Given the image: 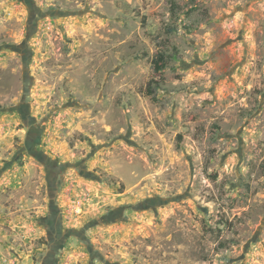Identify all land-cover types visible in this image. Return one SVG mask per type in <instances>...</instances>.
Returning <instances> with one entry per match:
<instances>
[{
	"label": "rangeland",
	"instance_id": "rangeland-1",
	"mask_svg": "<svg viewBox=\"0 0 264 264\" xmlns=\"http://www.w3.org/2000/svg\"><path fill=\"white\" fill-rule=\"evenodd\" d=\"M0 107V264H264V0H0Z\"/></svg>",
	"mask_w": 264,
	"mask_h": 264
},
{
	"label": "trees",
	"instance_id": "trees-1",
	"mask_svg": "<svg viewBox=\"0 0 264 264\" xmlns=\"http://www.w3.org/2000/svg\"><path fill=\"white\" fill-rule=\"evenodd\" d=\"M165 56H166V54L165 53H163V52H159L158 53V55H157V60L158 61H162V60H164L165 59ZM162 68V66H158V64H157V66L155 67V69L156 70H159V69H161ZM152 83H154L155 85H153ZM152 83H150L148 86H147V90H148V94H151V93H153V91L155 90V88H156V81H154V82H152ZM1 108V107H0ZM122 187V185H120V188Z\"/></svg>",
	"mask_w": 264,
	"mask_h": 264
}]
</instances>
